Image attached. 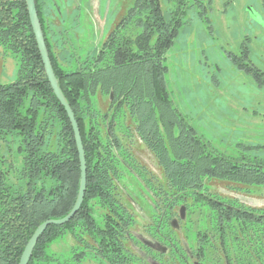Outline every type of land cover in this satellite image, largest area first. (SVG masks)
<instances>
[{"label":"trees","instance_id":"trees-1","mask_svg":"<svg viewBox=\"0 0 264 264\" xmlns=\"http://www.w3.org/2000/svg\"><path fill=\"white\" fill-rule=\"evenodd\" d=\"M51 5L35 0L53 72L80 131L86 190L68 222L44 230L28 264H83L87 254L99 264H136L138 255L125 245L135 222L123 198L122 181L130 172L157 210L151 234L183 206L188 238L203 264H264V207L221 196L208 185L218 179L235 191L253 187L264 196V161L218 152L174 107L167 89L165 54L180 20L167 18L160 0H134L99 51L71 64ZM0 47L18 59L15 78L0 82V264H18L35 228L72 208L80 169L73 130L47 80L25 0H0ZM243 48L232 63L264 85V72ZM99 94L107 97L103 110ZM135 138L153 153L162 177L131 154ZM65 234L74 246L60 258L49 247Z\"/></svg>","mask_w":264,"mask_h":264},{"label":"rangeland","instance_id":"rangeland-1","mask_svg":"<svg viewBox=\"0 0 264 264\" xmlns=\"http://www.w3.org/2000/svg\"><path fill=\"white\" fill-rule=\"evenodd\" d=\"M51 1L56 4L50 6L55 11L52 17L55 28L68 39L62 50L64 60L71 64L96 54L134 2ZM160 5L167 18L180 20L177 36L164 60L167 67L164 77L174 107L218 152L232 156L245 154L264 161V85H257L250 74L239 70L231 61V56L242 55L245 47L248 59L264 72V0H160ZM56 38L61 35L56 34ZM17 65V57L0 47L1 83L15 78ZM97 100L99 107L105 109L107 97L99 94ZM132 143L138 160L162 175V168L156 166L145 145L137 138ZM8 147L15 160L16 145L10 142ZM131 176L122 181L125 191L137 204L147 205L140 182ZM208 185L221 196H235L246 205L264 207V196L257 188L238 192L229 188L235 185L218 179L209 180ZM133 210L137 222L132 229L144 233V226L153 217H149V210L136 211L135 207ZM176 235L182 237L178 232ZM72 246L73 238L65 234L49 249L65 258Z\"/></svg>","mask_w":264,"mask_h":264},{"label":"flooded vegetation","instance_id":"flooded-vegetation-1","mask_svg":"<svg viewBox=\"0 0 264 264\" xmlns=\"http://www.w3.org/2000/svg\"><path fill=\"white\" fill-rule=\"evenodd\" d=\"M113 30H111L110 33ZM110 33L107 35L105 40L108 38ZM138 142L142 144V142L139 139ZM130 151L140 165L144 166L148 171L153 170V169H148V166L146 164L138 160L133 147H131ZM146 151H149L151 153L150 155H153V153L150 150H147V148ZM153 157L155 158L154 155ZM156 166L159 169L161 168L158 165V163ZM132 174L133 172L132 173L130 172V175ZM152 174L156 175L158 178L162 177L161 174H157L155 172H152ZM127 177L129 178V175H127ZM134 178L137 181H139V179H137L136 177ZM140 187H141V191H144L145 193V190L143 189L141 184ZM134 190L137 191L136 188H134ZM123 193H124L123 196L128 198L127 201L125 197H123L124 203L125 205L127 204L128 206L127 208H129V210L132 212L135 219L134 224L131 226V228L127 233V241L125 242V245L138 255V261L136 262V264H203V262L199 260L198 257L194 254L192 249L194 246L188 238L189 229L186 227L183 221L186 213V210L184 209L183 206H179L175 209L176 214L172 219L169 220L168 226L164 227L161 231H159L156 236L151 234L153 221L149 222L147 225L144 226V233H145L144 234L143 232H138L132 229L137 222L136 214H135L136 212L135 210H133V207H135L136 211H140V209L149 210L151 215L149 217L151 218L153 217L152 215L157 213L156 208L154 207V205L151 206L148 193H145L144 195L145 203L147 204L145 206L143 204H139V203L137 204V202H135V199H133L132 195L127 193L125 189L123 190ZM182 208L184 209L183 216L181 215ZM177 232L182 235L181 238L177 237L176 235ZM142 239L147 242L142 241ZM127 242L129 243V245ZM83 264H99V263L94 257L90 256L85 259Z\"/></svg>","mask_w":264,"mask_h":264},{"label":"water","instance_id":"water-1","mask_svg":"<svg viewBox=\"0 0 264 264\" xmlns=\"http://www.w3.org/2000/svg\"><path fill=\"white\" fill-rule=\"evenodd\" d=\"M26 2V7H27V12H28V17H29V21H30V25L32 28V32L34 34L35 37V41L37 44V48L39 50L40 56H41V60L43 63V67H44V71L47 77V80L53 90L54 95L56 96V98L58 99V101L60 102V104L63 106L67 117L70 121L72 130H73V134H74V139H75V143H76V148H77V152H78V159H79V169H80V179H79V187H78V192H77V196L75 199V202L72 206V208L69 210V212L58 219H46L43 222H41L33 231V233L31 234V236L29 237V239L27 240L22 253L20 255L18 264H28L33 248L38 240V238L42 235V233L44 232V230L49 226V225H62L66 222H68L74 215L75 213L79 210L83 198H84V194H85V190H86V160H85V152H84V148H83V144H82V139H81V135H80V131L78 128V124L77 121L75 119L74 113L72 111V109L70 108L69 104L67 103L66 99L64 98L59 84H58V79L55 77V74L53 72L49 57H48V53H47V49H46V45L44 42V38H43V33L41 31V27L39 24V20L37 17V13H36V6H35V0H25ZM111 97V94H110ZM183 211L184 209H181V215L183 216ZM142 241L147 242L145 240L142 239Z\"/></svg>","mask_w":264,"mask_h":264}]
</instances>
